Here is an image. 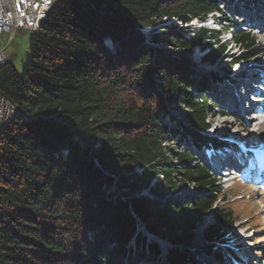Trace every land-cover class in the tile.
Instances as JSON below:
<instances>
[{
  "label": "trees",
  "instance_id": "1",
  "mask_svg": "<svg viewBox=\"0 0 264 264\" xmlns=\"http://www.w3.org/2000/svg\"><path fill=\"white\" fill-rule=\"evenodd\" d=\"M56 1L31 39L24 75L9 62L0 68V91L20 111L0 134V264H122L120 251L132 239L139 258L151 261L160 248L146 246L137 218L156 236L166 231L173 244L192 241L224 194L191 155L164 146L181 134L196 148H221L202 135L210 127L208 102L214 105L203 96L210 79L193 81L189 61L167 60L141 30L161 26L152 42L164 35L180 52L210 49L204 61L215 63L226 51L218 34L201 28L188 38L164 20L187 25L218 13L232 21L220 0ZM234 42L242 61L262 53L251 34L240 32ZM173 104L189 111L182 133L163 123ZM177 179L208 194L183 208L140 195L157 198L161 187L178 193ZM213 217L203 231L209 253L229 242L233 226L229 209L215 208ZM215 257L228 261L224 252ZM168 260L193 264L174 251Z\"/></svg>",
  "mask_w": 264,
  "mask_h": 264
},
{
  "label": "rangeland",
  "instance_id": "2",
  "mask_svg": "<svg viewBox=\"0 0 264 264\" xmlns=\"http://www.w3.org/2000/svg\"><path fill=\"white\" fill-rule=\"evenodd\" d=\"M255 1L257 2V0H220L219 6L223 10V15H227L231 19V23L237 25V28L243 30L244 32H249L252 36L256 38V42L261 45V47L264 49V32L256 26H250L251 24H253L252 22L250 23V25L246 23L248 19L253 18L255 11L254 9L258 7L257 4L253 7L252 3ZM245 3H249V7H246V9H242V6L246 5ZM50 5V7H53V5L55 7L57 5V1L53 0ZM258 8H260V6ZM241 13L244 15H242ZM256 16L258 17V15ZM220 17L225 18L223 16ZM167 20L168 19L164 20L166 25H176L177 28L175 29V31L185 34L188 38L192 37L193 34L197 35L199 31V28H197V23L190 24L188 25V27L182 25V23H180L176 19H170L171 24L169 25V21ZM224 22L217 21L214 25V27L218 30L221 29L223 32H225L223 33L220 39L222 43L231 39L232 33L235 32V29L233 30L230 27H227V23ZM161 28V26H158L157 29L142 33L144 43L157 49V51L161 52L167 60L184 59L189 61V68L191 70L193 69V72H195V74L193 75V81H196V78H199L200 76H207L209 79L212 78V80H216L215 78H217L218 76L214 74L208 75L209 72H211L208 71L210 69L201 65L200 62L202 59H200V57L202 56V54L197 51L196 47H192L191 52L188 53L180 52L178 48L173 49L171 46H169L164 35L159 38L158 43L152 42L153 35L160 33ZM33 36L34 32L26 30H17L11 39H9L8 34H0V49L4 51L5 57L7 59H10L8 62H10L15 67V69L21 76L24 75L28 62L30 60V43ZM228 43L229 47H227V50L225 51V56L217 68V71L219 72L218 75H224L221 69H226L227 71H230L232 73L234 72V79L237 80L239 83H242V80H244V73L238 70L241 66H235L231 63L234 59L241 57L243 51H238V49H236L233 44H230V42ZM203 62L206 61H202V63ZM246 65H252L253 67V65H256V62L250 60L246 63ZM158 83H160L159 80ZM218 85L219 84H215V86L220 89L219 93L223 91L221 93L224 94L226 93L228 87H231L229 84L227 86L226 83H222L220 86ZM190 90V92H193L196 97L198 96V93L197 91H195L194 87H190ZM207 95L209 97L210 102H214L216 96H212L209 92L203 94V96ZM198 98L200 97L198 96ZM209 105L211 106L207 111V119L208 122L211 124L212 128H215L216 131L221 133H235L239 137L243 138L245 141L252 143L250 144V150L248 151L250 158L248 159L249 166L247 168V176L240 178L234 184V186L228 189L225 188L227 186H224L222 182L217 183L218 186H222L220 187L223 189L224 195L218 198L215 196L216 194H214V198L218 199L212 210L214 213L215 208L222 207L229 209L232 212L233 226L230 227L227 232V235L229 237V248L233 249V251L228 249L227 245H220L218 249L216 248L213 252H226L228 260L230 261L231 257L234 255H249V257L247 258L251 264H264V195L261 194L264 193V152L258 151L260 147L262 148L261 144L263 143L264 139V130L261 129L258 133H251L248 124H246L243 120H240L238 116L231 115L227 117V119L225 117H218L217 113L220 110L224 109V107L220 103H216L215 105H213L212 103L208 102V106ZM188 114L189 111L182 105H171L169 115L172 120V122L170 123L171 128L177 129L176 124H182L184 118ZM232 121H234L235 124L233 123L232 126H230L229 124H231ZM163 123L165 125L169 124L167 118L164 119ZM3 129L4 128L0 127V134L2 133ZM252 136L253 139L251 140ZM176 141V138H172V140H170L167 144L164 145L168 148V152L170 151L178 153L184 152L186 154L188 153L193 158L191 161L192 166H203V162H201L200 160L202 158V155L196 154L190 144L189 146H185L183 143H179ZM171 163H173V165H176L178 164V161L173 160ZM258 166L263 167V173L261 174L262 177L260 178L261 181L259 180L260 182L256 181L257 177L251 176L253 173L256 172L255 169ZM161 180V178L157 180L156 184H160ZM177 182V185L180 188V191L178 193H174L171 195L167 187H161L162 196H158L156 198L152 191H143L141 196L146 197L149 200L159 201L160 203H163L170 199L171 203H175L177 207L183 208L187 205L191 206L195 204V202L199 200L201 196H205L208 194H206L205 190H201L200 188L194 187L190 184L188 185L179 179H177ZM113 198L116 199L115 196ZM212 210L204 218L205 225H209L213 222L214 214L211 213ZM139 225L140 228H138V232L143 233L141 228L146 227L145 223L142 222L140 224L139 222ZM202 226H198V228L195 230L194 239L192 241H186L181 244H173L172 242H170V240L166 236V231L163 230L160 235L164 237L160 238H163L168 242H166L167 245H169L167 248V254H172V252L174 251L178 255L185 256V261L189 259L192 263L195 264H217L215 262V258L213 257L214 255H209V244H207V241L204 240V229L201 228ZM159 242L160 241H158L157 244L155 242L153 243L159 247ZM160 245L162 244L160 243ZM139 253V248L136 247V245L133 244V241L131 240L129 246L126 247L124 250L120 251L119 256L122 261V264H148L149 260L147 262L145 259L139 258ZM161 253H163L162 249Z\"/></svg>",
  "mask_w": 264,
  "mask_h": 264
},
{
  "label": "built area",
  "instance_id": "3",
  "mask_svg": "<svg viewBox=\"0 0 264 264\" xmlns=\"http://www.w3.org/2000/svg\"><path fill=\"white\" fill-rule=\"evenodd\" d=\"M37 3L38 0H0V34H8L11 39L16 32L12 31V23H19V30L32 29L31 17H34ZM0 62L8 64V59L2 49H0ZM0 105H7V111L15 110L12 102L1 91ZM5 115L6 113H0V120L4 119Z\"/></svg>",
  "mask_w": 264,
  "mask_h": 264
},
{
  "label": "bare ground",
  "instance_id": "4",
  "mask_svg": "<svg viewBox=\"0 0 264 264\" xmlns=\"http://www.w3.org/2000/svg\"><path fill=\"white\" fill-rule=\"evenodd\" d=\"M50 4H51V0H38V3L36 4V9L34 12V17H31L32 29L23 28V30L32 31L34 33L37 32L39 30L40 26L42 25V23L44 22L45 18L47 17V15L50 13V11L52 9V7H50L51 6ZM45 9H47L46 13H45ZM195 23H197V22H195ZM17 30H19V23H12V31H17ZM4 65H5V62H0V68L3 67ZM240 84L241 83L236 81L234 83V86L228 87L229 92L231 90H233V92H235L236 90L239 91L238 85H240ZM227 86H228V84H227ZM240 98L241 97L237 98L234 96L233 102L235 103V105H240L243 103V102L241 103V101H240V104L238 103ZM230 100H232V99H230ZM12 104H13V107L15 110H11V111H7V105H0V113H6V115L4 116V119L0 120V127H2V128H6V127L10 126L13 123V121L17 118V116L20 114L19 107L14 103H12ZM237 114H239V115L242 114V108H240L238 110ZM253 121H255L254 118H252V120L250 122L253 123ZM263 144H264V140L262 143V148H264ZM160 243L162 244L161 246L163 247V249L166 251L169 245H167V243L163 242L162 240H160L159 244Z\"/></svg>",
  "mask_w": 264,
  "mask_h": 264
},
{
  "label": "water",
  "instance_id": "5",
  "mask_svg": "<svg viewBox=\"0 0 264 264\" xmlns=\"http://www.w3.org/2000/svg\"><path fill=\"white\" fill-rule=\"evenodd\" d=\"M146 30H147V29H143V30H141V32H142V33L147 32ZM152 185H153V184H152ZM144 191L147 192L148 190H144ZM140 195H142V193H141ZM211 213H213V210H212ZM213 214H214V213H213ZM209 215H210V214H209ZM135 217H136V216H135ZM137 220L140 222V224L142 223L138 218H137ZM206 226H207V225L204 224L201 228H202V229H205ZM141 229H142L143 233L147 236V238H149V239H153V240H156V241H160V240H162L163 242H167L165 239L160 238L159 236H156V235L150 233V232L146 229V227H143V228H141ZM170 242H171V241H170ZM167 243H168V242H167ZM207 244H209V243L207 242Z\"/></svg>",
  "mask_w": 264,
  "mask_h": 264
},
{
  "label": "crops",
  "instance_id": "6",
  "mask_svg": "<svg viewBox=\"0 0 264 264\" xmlns=\"http://www.w3.org/2000/svg\"><path fill=\"white\" fill-rule=\"evenodd\" d=\"M10 59H8V61H9ZM10 63V62H9Z\"/></svg>",
  "mask_w": 264,
  "mask_h": 264
}]
</instances>
